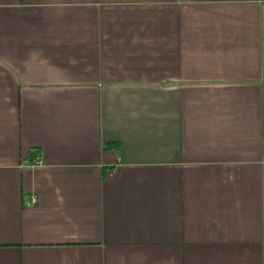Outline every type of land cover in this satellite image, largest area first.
<instances>
[{
    "label": "crops",
    "instance_id": "obj_1",
    "mask_svg": "<svg viewBox=\"0 0 264 264\" xmlns=\"http://www.w3.org/2000/svg\"><path fill=\"white\" fill-rule=\"evenodd\" d=\"M0 264H264V0H0Z\"/></svg>",
    "mask_w": 264,
    "mask_h": 264
},
{
    "label": "built area",
    "instance_id": "obj_2",
    "mask_svg": "<svg viewBox=\"0 0 264 264\" xmlns=\"http://www.w3.org/2000/svg\"><path fill=\"white\" fill-rule=\"evenodd\" d=\"M41 163H39V165H40Z\"/></svg>",
    "mask_w": 264,
    "mask_h": 264
}]
</instances>
